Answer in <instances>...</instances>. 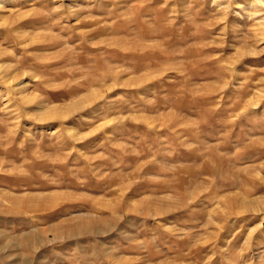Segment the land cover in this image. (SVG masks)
I'll list each match as a JSON object with an SVG mask.
<instances>
[{"label":"rangeland","instance_id":"obj_1","mask_svg":"<svg viewBox=\"0 0 264 264\" xmlns=\"http://www.w3.org/2000/svg\"><path fill=\"white\" fill-rule=\"evenodd\" d=\"M0 264H264V0H0Z\"/></svg>","mask_w":264,"mask_h":264},{"label":"bare ground","instance_id":"obj_2","mask_svg":"<svg viewBox=\"0 0 264 264\" xmlns=\"http://www.w3.org/2000/svg\"><path fill=\"white\" fill-rule=\"evenodd\" d=\"M9 198H10V197H9ZM11 198H13V197H11ZM21 201H22V200H19V199L16 200V198H13V202H14V204H15V203H19V202H21ZM23 203H24V202H23ZM20 204H21V203H20ZM14 206H16V205H14ZM42 206H43V205H42ZM17 207H18V206H17ZM28 207H29V206H28ZM30 208H31V207H30ZM30 208H29V209H30ZM34 209H35V208H34ZM34 209H33V210H34ZM37 209H38V208H37ZM27 210H28V209H27ZM33 210H32V211H33ZM19 211H20V210H19ZM25 211H26V210H25ZM30 211H31V210H30ZM34 212H35V211H34ZM111 215H112V214H111ZM69 229H70V228H69Z\"/></svg>","mask_w":264,"mask_h":264}]
</instances>
